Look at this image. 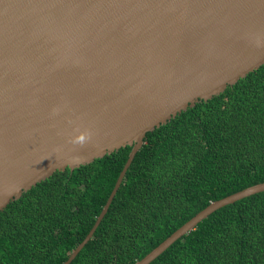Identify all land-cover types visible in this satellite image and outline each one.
<instances>
[{
	"label": "water",
	"instance_id": "obj_1",
	"mask_svg": "<svg viewBox=\"0 0 264 264\" xmlns=\"http://www.w3.org/2000/svg\"><path fill=\"white\" fill-rule=\"evenodd\" d=\"M263 64L264 0H0V212L57 170L131 145L70 264L147 133ZM261 191L264 182L212 201L134 264Z\"/></svg>",
	"mask_w": 264,
	"mask_h": 264
},
{
	"label": "trees",
	"instance_id": "obj_2",
	"mask_svg": "<svg viewBox=\"0 0 264 264\" xmlns=\"http://www.w3.org/2000/svg\"><path fill=\"white\" fill-rule=\"evenodd\" d=\"M132 146L57 170L0 212V264H63ZM264 182V64L147 133L70 264H134L212 201ZM149 264H264V191L227 204Z\"/></svg>",
	"mask_w": 264,
	"mask_h": 264
}]
</instances>
